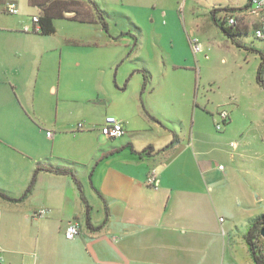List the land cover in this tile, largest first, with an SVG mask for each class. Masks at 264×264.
Returning a JSON list of instances; mask_svg holds the SVG:
<instances>
[{
	"label": "crops",
	"instance_id": "crops-1",
	"mask_svg": "<svg viewBox=\"0 0 264 264\" xmlns=\"http://www.w3.org/2000/svg\"><path fill=\"white\" fill-rule=\"evenodd\" d=\"M166 2L0 0V191L20 198L38 167L73 172L39 171L23 201L0 196V264H255L246 232L261 195L244 187L239 141L208 138L194 33L162 22ZM249 2L223 7L248 32L259 22ZM35 15L52 17L55 31H24ZM109 116L123 136L102 134ZM259 161L263 169L264 150ZM74 222L80 233L68 239ZM19 225L28 250L5 240Z\"/></svg>",
	"mask_w": 264,
	"mask_h": 264
},
{
	"label": "rangeland",
	"instance_id": "rangeland-1",
	"mask_svg": "<svg viewBox=\"0 0 264 264\" xmlns=\"http://www.w3.org/2000/svg\"><path fill=\"white\" fill-rule=\"evenodd\" d=\"M245 1L167 0L166 7L169 13L163 15L161 20L165 25L174 29L180 28L182 32H193L191 38H198L203 45L204 50L198 54H195L189 46L193 55L192 58L199 61L197 73L202 76L201 82L200 78L197 79V88L201 85V94L204 91L207 92L210 100L206 102L210 111L206 112L205 115L207 117L205 128L209 135L208 138L217 144L219 141L225 140L228 142L239 141L240 148L245 150V160L239 163L243 170L244 187L247 188L248 186L249 189L259 191L258 194L262 198L261 207L264 210V168H259V157L264 150V87L257 81L258 67L264 56V42L254 37L250 26L248 33L237 35L233 41L222 31L212 17L215 10H218L217 18L223 16L225 11L221 9L227 4L238 6ZM110 8H114L113 3ZM172 10H174V15ZM109 11L113 14V11ZM110 18L112 26L129 27L128 20L123 16L118 19V25L113 24L116 16ZM139 19L144 26L155 25L151 19L145 17ZM239 19L245 23L243 18L240 17ZM217 21L220 23L218 19ZM175 42L177 43L176 40ZM167 43L170 44V42ZM185 46L188 47L186 43ZM88 85L91 89L92 82L90 81ZM231 108H235V110L232 112ZM221 110H228L230 119L223 130L218 131L215 121L217 112ZM81 122L86 123L85 121ZM260 169V176L257 179L255 175ZM263 214L264 211H261L250 220H255ZM25 231L24 225L17 226L5 237L7 244L16 250H28Z\"/></svg>",
	"mask_w": 264,
	"mask_h": 264
},
{
	"label": "built area",
	"instance_id": "built-area-1",
	"mask_svg": "<svg viewBox=\"0 0 264 264\" xmlns=\"http://www.w3.org/2000/svg\"><path fill=\"white\" fill-rule=\"evenodd\" d=\"M7 12L11 15H17L20 10L14 1H10L7 4ZM249 12L252 15H256L259 18L258 25L253 28V35L255 38L259 39L260 41L264 42V0H250L249 2V7H248ZM223 19L226 20L227 24L230 26H235L238 23H240V19L238 15L235 14H228L224 15L222 17ZM32 20L34 22V27L33 29H30L28 26L25 27V31H34L38 32L41 29L40 25V17L38 15H35L32 17ZM243 23V22H242ZM191 46L192 50L195 54H198L204 50L203 45L201 42L198 40L196 37L191 38ZM230 119V114L228 110H221L218 111L217 113V119L215 121V126L218 131L223 130L224 126L229 122ZM85 123L79 122L76 126V130H83L85 128ZM100 130L102 134L107 137V138H119L124 135L125 133V127H124V122L118 120L115 117L109 116L106 117L103 125L100 127ZM49 136H52L51 132H48ZM232 147H236V142H231ZM221 169L224 168V166H220ZM157 173L155 170H152L147 178V184L151 186H156L157 185ZM46 213V210H40L38 211L35 216L42 217ZM223 220V219H221ZM80 233V225L77 222H74L70 224L66 229H65V236L68 239H74L76 236H78ZM4 260L3 256V250L0 248V261Z\"/></svg>",
	"mask_w": 264,
	"mask_h": 264
},
{
	"label": "trees",
	"instance_id": "trees-1",
	"mask_svg": "<svg viewBox=\"0 0 264 264\" xmlns=\"http://www.w3.org/2000/svg\"><path fill=\"white\" fill-rule=\"evenodd\" d=\"M221 10L225 11L226 15L232 14L229 12L237 11V9H234V8H223ZM240 10H242V8H240ZM217 11L218 10H215L213 12V15H212L213 20L219 24L222 31L228 37H230L233 41L235 40V37L237 35L248 32L247 27H245L242 22L238 23L235 26L228 25L226 20L222 18L225 14L223 16L217 18V16H215ZM100 13H101V21H102L104 27L107 29L108 24L102 15V11H100ZM217 19L220 21V23L217 21ZM40 25H41V29L37 33H42V34L48 35V34H51L55 31V25H54V21H53L52 17H49V16L40 17ZM257 73H258L257 81L261 86L264 87V56H263L262 63L258 67ZM150 148H147L145 151H147ZM41 170H46V171H50V172H54V173H64V174L73 175V172L71 170H68V169H58V168H52V167H38L36 169L34 175H33V178L31 180L29 186L27 187L26 191L24 192V194L20 198L11 197L2 191H0V196L7 199V200H11V201H23L32 192L34 185L36 183L37 173ZM87 209H88V219H89V210H90L89 205H87ZM263 227H264V214L259 216L258 218H256L252 222V224L249 226V228L246 232V240H247V243H248V246H249V249H250V252L252 254V258H253L255 264H264V238L260 234V230Z\"/></svg>",
	"mask_w": 264,
	"mask_h": 264
},
{
	"label": "water",
	"instance_id": "water-1",
	"mask_svg": "<svg viewBox=\"0 0 264 264\" xmlns=\"http://www.w3.org/2000/svg\"><path fill=\"white\" fill-rule=\"evenodd\" d=\"M260 234L264 238V227L260 230Z\"/></svg>",
	"mask_w": 264,
	"mask_h": 264
}]
</instances>
